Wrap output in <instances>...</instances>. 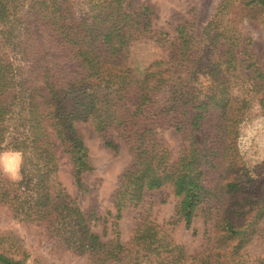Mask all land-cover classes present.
<instances>
[{"label": "trees", "instance_id": "1", "mask_svg": "<svg viewBox=\"0 0 264 264\" xmlns=\"http://www.w3.org/2000/svg\"><path fill=\"white\" fill-rule=\"evenodd\" d=\"M154 17L130 0H0V151L25 154L23 179L0 178V205L90 264H264L248 249L264 240V161L246 168L237 147L248 113L264 115V70L242 30L264 19V0H219L198 29L183 20L171 33ZM82 123L130 156L102 216L84 213L57 179L60 147L84 188ZM165 129L180 136L176 154ZM163 187L178 198L171 224L195 237L202 219L198 248L146 219L121 240L122 210ZM14 256L1 235L0 264H25Z\"/></svg>", "mask_w": 264, "mask_h": 264}, {"label": "rangeland", "instance_id": "2", "mask_svg": "<svg viewBox=\"0 0 264 264\" xmlns=\"http://www.w3.org/2000/svg\"><path fill=\"white\" fill-rule=\"evenodd\" d=\"M130 1L135 6L149 5L154 12L155 26L172 33L173 27L183 20H192L196 29L200 28L219 0ZM242 30L250 37L251 43L248 48L264 70V19L244 20ZM148 56L152 57V53ZM78 128L88 148L92 169L83 173L84 188L80 189L73 180L72 165L68 157L60 147H57V179L68 199L78 205L84 213L94 211L97 216H102L104 210L111 207L118 177L128 165L130 156L124 148L114 151L105 147L88 123L79 124ZM239 129L237 147L240 161L246 168L252 169L264 161V115L257 110V107L253 108L240 124ZM160 134L175 153L181 143L179 134L172 129L161 130ZM0 178L10 179L2 172ZM177 200L169 187L145 191L139 204L122 210L119 219L121 240L127 241L135 226L146 219L164 224L169 231L171 230L173 238L184 243L189 251L198 248L203 242L200 237L203 230L200 217L194 220V225L199 230V235L195 237L191 236L190 230L184 229L182 222L170 223V220L174 219ZM92 223H94L93 230L101 233L104 224L102 219ZM107 226L104 237L110 238L112 237L110 222ZM1 235L4 249L9 254L15 255L14 257L24 258L25 264H90L85 254L74 253L51 238L43 225L37 226L34 223L13 219L2 205H0ZM248 249L251 257L261 255L264 252L263 238H256Z\"/></svg>", "mask_w": 264, "mask_h": 264}, {"label": "clouds", "instance_id": "3", "mask_svg": "<svg viewBox=\"0 0 264 264\" xmlns=\"http://www.w3.org/2000/svg\"><path fill=\"white\" fill-rule=\"evenodd\" d=\"M24 157L25 154L20 150L6 149L0 151V172L7 175L13 181L23 179Z\"/></svg>", "mask_w": 264, "mask_h": 264}]
</instances>
